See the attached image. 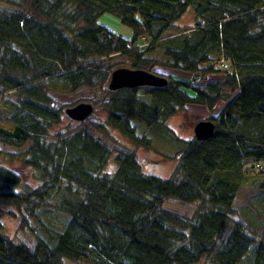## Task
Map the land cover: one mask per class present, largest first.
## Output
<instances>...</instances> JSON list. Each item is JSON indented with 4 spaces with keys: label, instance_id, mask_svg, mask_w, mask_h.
Returning <instances> with one entry per match:
<instances>
[{
    "label": "trees",
    "instance_id": "trees-1",
    "mask_svg": "<svg viewBox=\"0 0 264 264\" xmlns=\"http://www.w3.org/2000/svg\"><path fill=\"white\" fill-rule=\"evenodd\" d=\"M189 9L195 26L168 35ZM105 14L132 39L101 24ZM118 57L167 86L111 91ZM158 66L186 71L191 82ZM216 73L224 82L205 83ZM48 80L70 93L104 91L106 125L89 118L49 139L66 110ZM221 102L208 119L213 136L181 141L169 179L145 175L109 131L150 150L153 140L134 124L180 142L169 119ZM0 145L19 151L0 156L22 157L39 183L21 191L23 167H0V214L12 208L18 233L33 241L7 238L0 220V264H264V225L259 241L243 222L224 235L239 193L256 186L264 194V0H0Z\"/></svg>",
    "mask_w": 264,
    "mask_h": 264
},
{
    "label": "rangeland",
    "instance_id": "rangeland-1",
    "mask_svg": "<svg viewBox=\"0 0 264 264\" xmlns=\"http://www.w3.org/2000/svg\"><path fill=\"white\" fill-rule=\"evenodd\" d=\"M100 23L105 25L110 31L117 33L120 37L126 40L132 39L131 30L123 27L117 16L105 14L100 19ZM195 24L196 21L193 9H189L175 26L168 30V35L180 34L185 30L193 28ZM112 64L116 70L120 68L130 69L132 63L128 57H118L114 59ZM154 71L159 75L173 79H181L186 82H191L192 79V76L186 71L172 69L165 66H158ZM224 80V74L216 73L209 75L205 83H222ZM48 82L53 84L56 89L57 94L55 97L59 108L67 110L68 108H72L75 105L82 103L92 104L94 112L90 117V120L94 123L106 125L107 115L101 104L102 99L106 97L104 91L82 89L76 93H70L64 85H61V83H57L56 81L51 82V80H48ZM224 104V102L219 103L213 110H210L206 106L189 105L187 106L186 111L169 119L167 122L168 127L174 131L177 137L180 138V142L162 140L143 126L134 124L137 128V135L139 137H147L153 140V145L150 150L133 145L116 130L110 129L109 131L119 143L135 151L145 175L161 179H169L175 173L180 162V154L184 150V145L181 141H191L195 139L194 128L196 125L202 121H207L210 117H216L224 107ZM76 125L77 122H74L65 116L62 123L51 131L49 139L56 141L55 137L60 131L74 128ZM0 149L4 153L19 152L2 145H0ZM0 167H23V158L17 156V159L13 160L7 155H2L0 156ZM116 169L117 166L113 156L105 169V173L113 176ZM23 172L24 186L20 188L21 191H27L28 189L35 188L39 185L36 176L29 167H23ZM168 207L180 213L187 212V209L176 204H169ZM9 212H14V210L8 206L2 205V211L0 214V220L3 225L2 233L16 243L32 244V239L26 236V234L18 233L20 218H14L9 215ZM14 214L17 213L15 212ZM17 217H19L18 214ZM235 222L247 223V231L257 241L260 240L264 225V194L260 193L256 186L246 187L237 196L234 203V213L231 215V219L228 222L229 228L224 232V235L229 232ZM30 223L35 227L34 221H31ZM200 264L214 263L211 260H205ZM241 264L245 263L243 262Z\"/></svg>",
    "mask_w": 264,
    "mask_h": 264
},
{
    "label": "water",
    "instance_id": "water-1",
    "mask_svg": "<svg viewBox=\"0 0 264 264\" xmlns=\"http://www.w3.org/2000/svg\"><path fill=\"white\" fill-rule=\"evenodd\" d=\"M168 81L166 78L157 76L153 73L144 70H134L120 68L116 69L110 78L108 88L113 91L123 89H137L146 87H165ZM94 112L92 104H78L72 108H68L65 113L66 116L77 123H81L89 119ZM215 132V125L210 121H202L194 128L195 138L198 141H204L213 136Z\"/></svg>",
    "mask_w": 264,
    "mask_h": 264
},
{
    "label": "built area",
    "instance_id": "built-area-1",
    "mask_svg": "<svg viewBox=\"0 0 264 264\" xmlns=\"http://www.w3.org/2000/svg\"><path fill=\"white\" fill-rule=\"evenodd\" d=\"M221 67L224 69V70H227L228 69V65L226 64V62H223L221 64Z\"/></svg>",
    "mask_w": 264,
    "mask_h": 264
}]
</instances>
